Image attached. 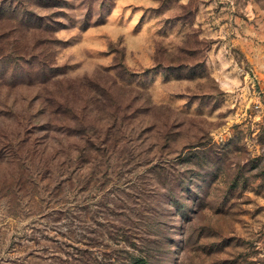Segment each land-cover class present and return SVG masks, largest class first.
I'll use <instances>...</instances> for the list:
<instances>
[{"label": "rangeland", "instance_id": "obj_1", "mask_svg": "<svg viewBox=\"0 0 264 264\" xmlns=\"http://www.w3.org/2000/svg\"><path fill=\"white\" fill-rule=\"evenodd\" d=\"M136 256L264 264V0H0V264Z\"/></svg>", "mask_w": 264, "mask_h": 264}, {"label": "trees", "instance_id": "obj_2", "mask_svg": "<svg viewBox=\"0 0 264 264\" xmlns=\"http://www.w3.org/2000/svg\"><path fill=\"white\" fill-rule=\"evenodd\" d=\"M90 131L92 132L91 127H90ZM21 145H24L26 152L29 155L35 157H43L46 159L45 161L49 165L54 164L55 160L60 159L61 156L64 157V160L61 161L62 165L70 164L68 162L71 163L73 162V163H77L78 166L82 165L79 167H82L83 169L85 166L83 167L82 162L87 163L85 165L94 163L91 158L89 159L85 158L86 160L82 159V156L79 155L78 153V151L80 152L81 150L79 149L76 143L69 141L68 138L54 140L52 138L46 137L45 139L38 141L26 140ZM88 149L92 150L93 148H88ZM91 150L87 153L88 155L92 153ZM81 154L83 155V153ZM47 177H51V176L47 175ZM80 261L84 262L85 264H89L88 261L82 259H79L78 262L77 263L75 262L74 264H79ZM132 264H148V259L146 256H136L133 258Z\"/></svg>", "mask_w": 264, "mask_h": 264}]
</instances>
